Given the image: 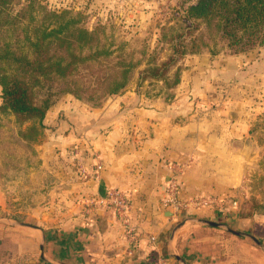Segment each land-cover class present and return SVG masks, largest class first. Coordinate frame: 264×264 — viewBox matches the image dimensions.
<instances>
[{
    "label": "crops",
    "instance_id": "0c3cea01",
    "mask_svg": "<svg viewBox=\"0 0 264 264\" xmlns=\"http://www.w3.org/2000/svg\"><path fill=\"white\" fill-rule=\"evenodd\" d=\"M187 57L168 99L131 83L98 106L66 94L49 107L37 148L44 167H57L52 199L41 207L38 228L14 225L5 217L0 187V264H153L158 258L181 264L173 254L185 264H264V199L240 214L247 211L242 200L251 152L244 140L264 101L229 102L210 88L213 77L221 83L222 68L206 52ZM169 162L183 166L182 198L219 201L170 214L161 204ZM109 190L129 199L130 237ZM186 217L221 221L256 240L187 220L170 242L171 229Z\"/></svg>",
    "mask_w": 264,
    "mask_h": 264
},
{
    "label": "trees",
    "instance_id": "16d2710c",
    "mask_svg": "<svg viewBox=\"0 0 264 264\" xmlns=\"http://www.w3.org/2000/svg\"><path fill=\"white\" fill-rule=\"evenodd\" d=\"M179 14L184 25L169 39L172 51L143 70V77L167 81L175 66L170 88L180 81L182 68L176 63L186 54L218 41L233 52L264 44V0H195ZM103 30L102 24L89 29L69 10H51L33 0H0V112L28 122L20 131L24 141L39 139L58 96L98 99V106L127 86L135 64L122 53L111 64L115 51L100 36ZM260 202L244 203L247 211L243 207L240 214H250Z\"/></svg>",
    "mask_w": 264,
    "mask_h": 264
},
{
    "label": "rangeland",
    "instance_id": "374dc122",
    "mask_svg": "<svg viewBox=\"0 0 264 264\" xmlns=\"http://www.w3.org/2000/svg\"><path fill=\"white\" fill-rule=\"evenodd\" d=\"M33 1L51 10H69L72 15L78 13L81 23L89 29L104 25L100 36L109 43L110 50L114 49L112 56L122 53L135 64L128 84L133 83L148 95H161L164 99L171 97L175 86L170 88L168 85L175 66L168 73L167 81L143 77V70L167 58L172 51L170 37L181 32L184 25L179 13L184 12L195 0H135L132 5L126 3V0ZM211 49L215 54L211 53ZM201 52H206L209 60L221 67L224 73L221 83L219 77H213L217 82L212 84L211 91H220L229 102L264 101V44L233 52L222 41H218L216 46L204 48L197 53ZM187 55L177 60L176 65L183 68ZM111 59L113 64L117 58L114 56ZM79 100L91 105H97L95 103L98 101ZM27 124L26 121L16 120L13 114L0 112V187L7 196L5 217L35 224L41 216V207L51 202V187L55 186L52 180L57 167L48 170V167L43 166L37 145L43 138L44 128L37 141L26 142L22 139L20 131ZM250 127L252 135L250 139L244 140L251 146L245 161L244 187L248 197L245 199L243 196L245 206L263 200L264 111L257 113Z\"/></svg>",
    "mask_w": 264,
    "mask_h": 264
},
{
    "label": "built area",
    "instance_id": "2783aa9c",
    "mask_svg": "<svg viewBox=\"0 0 264 264\" xmlns=\"http://www.w3.org/2000/svg\"><path fill=\"white\" fill-rule=\"evenodd\" d=\"M168 167L171 172L165 184V194L161 200V204L169 209L173 215L179 216L181 213L190 211L194 207H209L219 201V198L215 196L182 198L180 196L181 182L179 181V175L183 166L177 162H169ZM106 197L109 199V203L112 205L115 213L122 217L125 233L130 237L133 233V226L128 221L130 210L129 199L119 190H109ZM153 264H165V260L158 258Z\"/></svg>",
    "mask_w": 264,
    "mask_h": 264
},
{
    "label": "water",
    "instance_id": "95a60500",
    "mask_svg": "<svg viewBox=\"0 0 264 264\" xmlns=\"http://www.w3.org/2000/svg\"><path fill=\"white\" fill-rule=\"evenodd\" d=\"M170 211V210H169ZM170 214H172V212L170 211ZM187 220H191V221H194V222H197V223H201V224H205L207 226H214V227H221L233 234H236V235H247L248 237L255 239V237L251 234H248V233H245V232H242V231H239V230H236L234 228H232L229 224L227 223H224V222H221V221H214V220H210V219H205V218H197V217H186V218H183L181 219L180 221H178L174 226L173 228L171 229V233H170V237H169V241L171 242L172 239H173V235L175 233V231ZM11 224H14V225H20V226H28V227H33V228H38L36 225L34 224H31V223H27V222H24V221H19V220H12L10 222ZM41 239L43 240V236L41 237ZM39 243V248H40V253H41V256H43V242ZM173 256L181 263V264H185L184 260L177 254H173Z\"/></svg>",
    "mask_w": 264,
    "mask_h": 264
}]
</instances>
